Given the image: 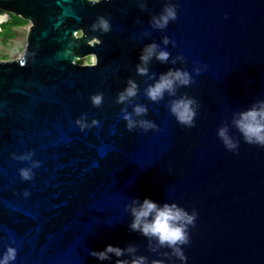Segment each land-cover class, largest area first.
I'll use <instances>...</instances> for the list:
<instances>
[{
    "label": "water",
    "instance_id": "95a60500",
    "mask_svg": "<svg viewBox=\"0 0 264 264\" xmlns=\"http://www.w3.org/2000/svg\"><path fill=\"white\" fill-rule=\"evenodd\" d=\"M169 3L177 18L153 27ZM0 9L31 22L22 55L0 59V258L8 246L17 250L10 264L132 258L90 254L111 244L135 245L149 264H264V146L232 125L264 100V0H0ZM98 17L110 31L93 28ZM153 43L169 59L153 56L141 76L140 55ZM88 57L95 62H81ZM178 68L193 82L151 101L145 88ZM129 79L137 95L117 103ZM182 96L198 103L192 127L169 110ZM137 104L148 112L134 119L155 129H127L122 110ZM225 124L235 150L217 134ZM146 197L196 211L183 260L130 230L126 205Z\"/></svg>",
    "mask_w": 264,
    "mask_h": 264
},
{
    "label": "clouds",
    "instance_id": "9594fccd",
    "mask_svg": "<svg viewBox=\"0 0 264 264\" xmlns=\"http://www.w3.org/2000/svg\"><path fill=\"white\" fill-rule=\"evenodd\" d=\"M99 0H91V3H98ZM177 18L176 5L166 4L162 12L158 16H153L151 23L153 27L163 29L171 20ZM94 29H99L103 32H108L111 25L108 19L98 17L97 22L93 25ZM168 38H164V43L167 44ZM155 43L146 45L143 49L140 60L141 64L137 65V73L144 76L148 73L147 64L153 56L161 62H166L169 59V52L166 50H157ZM175 61H173L174 63ZM199 73V69L195 70ZM193 82L191 74L182 69H169L166 73L160 75L159 79L153 84L145 88V95L153 102H159L164 98L167 92L169 96L176 95L177 86H188ZM138 85L134 80H128V87L120 92L117 96V103H124L130 98L136 97ZM92 104L99 106L102 102V94H95L91 97ZM198 103L195 98L182 96L174 99L169 104L170 112L175 116L176 120L185 126L192 127L195 124V116L197 114ZM122 118L126 121L128 130H133L139 125L141 129L147 131L155 129L157 125L146 119L136 120L134 116H145L148 109L145 105L137 104L133 107L130 113L127 110H122ZM77 123L83 129L86 125L82 120H77ZM96 123V121H93ZM232 125L241 133L245 142L249 144H257L264 146V100H258L246 110L239 111L233 115ZM218 136L222 140L224 146L229 150H235L238 147V141L233 139L229 134L228 126L225 124L218 129ZM29 156L20 157V159H28ZM38 164V162H37ZM36 166V165H34ZM19 174L24 180H30L33 173L30 168L22 167L19 169ZM29 193L25 190L24 195ZM133 217L129 228L132 231H137L143 236L149 238V241L155 239L158 247H168L172 249L173 254L180 259H184L181 245L189 242L188 226L194 225L197 213L193 210L191 213L176 203L165 202L162 206L150 198H144L142 202L134 199L131 204L126 205ZM151 250L155 251L156 246L149 245ZM91 255L98 260L110 259V254L116 257L131 256L129 259H117L116 264H149L148 259L143 255H136V246L129 245L124 249L119 246L106 245L101 251H92ZM17 250L8 246L6 251L0 258V264H10L16 259ZM151 264H163V261L152 260Z\"/></svg>",
    "mask_w": 264,
    "mask_h": 264
},
{
    "label": "rangeland",
    "instance_id": "374dc122",
    "mask_svg": "<svg viewBox=\"0 0 264 264\" xmlns=\"http://www.w3.org/2000/svg\"><path fill=\"white\" fill-rule=\"evenodd\" d=\"M6 21L8 20H0V32H3L2 24ZM30 26L31 22L27 20L24 24L14 26L11 34L0 33V59H13L22 55L28 42ZM91 59L84 58L81 62L86 63Z\"/></svg>",
    "mask_w": 264,
    "mask_h": 264
},
{
    "label": "trees",
    "instance_id": "16d2710c",
    "mask_svg": "<svg viewBox=\"0 0 264 264\" xmlns=\"http://www.w3.org/2000/svg\"><path fill=\"white\" fill-rule=\"evenodd\" d=\"M27 20L21 16H17L15 14H12V18L9 19L8 21L4 22L2 24V27H3V32H0V33H8V34H11L13 32V27L16 26V25H21V24H24L26 23ZM2 35V34H0Z\"/></svg>",
    "mask_w": 264,
    "mask_h": 264
},
{
    "label": "flooded vegetation",
    "instance_id": "af4514ba",
    "mask_svg": "<svg viewBox=\"0 0 264 264\" xmlns=\"http://www.w3.org/2000/svg\"><path fill=\"white\" fill-rule=\"evenodd\" d=\"M2 15H10L9 18H10V19L12 18V14H11V13H7V12H5V11H3V10L0 9V17H1Z\"/></svg>",
    "mask_w": 264,
    "mask_h": 264
},
{
    "label": "bare ground",
    "instance_id": "6f19581e",
    "mask_svg": "<svg viewBox=\"0 0 264 264\" xmlns=\"http://www.w3.org/2000/svg\"><path fill=\"white\" fill-rule=\"evenodd\" d=\"M7 18V15H2L1 17H0V20L2 21V20H5Z\"/></svg>",
    "mask_w": 264,
    "mask_h": 264
},
{
    "label": "snow or ice",
    "instance_id": "6c2138e0",
    "mask_svg": "<svg viewBox=\"0 0 264 264\" xmlns=\"http://www.w3.org/2000/svg\"><path fill=\"white\" fill-rule=\"evenodd\" d=\"M93 62H95V61L93 60Z\"/></svg>",
    "mask_w": 264,
    "mask_h": 264
}]
</instances>
